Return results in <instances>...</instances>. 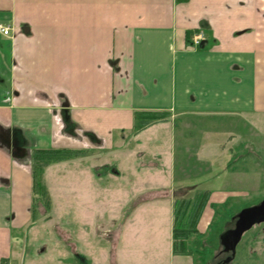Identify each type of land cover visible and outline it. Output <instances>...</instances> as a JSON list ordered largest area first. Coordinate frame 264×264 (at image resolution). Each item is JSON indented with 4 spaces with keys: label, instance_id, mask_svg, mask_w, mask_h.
Masks as SVG:
<instances>
[{
    "label": "crops",
    "instance_id": "0c3cea01",
    "mask_svg": "<svg viewBox=\"0 0 264 264\" xmlns=\"http://www.w3.org/2000/svg\"><path fill=\"white\" fill-rule=\"evenodd\" d=\"M0 23L12 28L0 33V264H44L65 242L72 256L53 264H96L70 249V233L63 241L56 206L78 202L102 229L113 195L106 181L123 172L135 186L128 216L166 210L174 255L175 198L209 193L192 254L179 255L195 264L218 211L239 194L230 181L247 179L254 138L264 136V0H0ZM200 34L205 41L191 46ZM142 112L166 116L137 130ZM37 149L85 153L45 168L49 211L35 201ZM125 149L127 168L104 161ZM214 172V190L190 182ZM40 223L56 230L44 242L32 238Z\"/></svg>",
    "mask_w": 264,
    "mask_h": 264
},
{
    "label": "rangeland",
    "instance_id": "374dc122",
    "mask_svg": "<svg viewBox=\"0 0 264 264\" xmlns=\"http://www.w3.org/2000/svg\"><path fill=\"white\" fill-rule=\"evenodd\" d=\"M223 123L224 122L219 126L224 125ZM136 132L137 130L128 134V140L130 142L132 140L134 141L132 135H134V133L136 134ZM254 144L256 153L253 155L254 163L252 164V168H248V177L247 179L237 177L230 181L231 185L227 187V189L234 190L239 194L230 202V206L227 205V207H223L218 211V217L214 220L210 228V233L207 235L205 245L201 243L202 248H204L203 254H198L197 252L193 253L195 254L194 257H196L195 264H198V261L200 264H209L210 259H213L211 264H224L232 253H225L224 246L221 242V237L224 234L223 231H225L226 228L228 230H233L235 228L238 215L243 210L258 206L264 201V149L259 151L258 148V145L264 147V136H261V134L255 136ZM104 161L111 165H119L123 169L127 168L128 163L133 161V159L129 149H125L108 157ZM102 162L103 161H100L99 163ZM66 173L67 172H63V174ZM217 176L218 173L216 172L212 174L201 173L197 177H194L193 174L190 182L195 185H204L205 187H203V189L214 190L218 187L216 181ZM112 179L115 183L106 181L109 186H111L110 190L113 195L110 196L108 203L105 204L102 210L105 214V218L100 221V224H102V229L100 230H97L98 220L94 219L93 224L90 220H85L86 206L78 202L76 204H57L54 219L56 223L59 224L58 227L66 231L63 230V241H67L68 239V235L65 233H70L73 237V241H75H72L73 243L70 244V249L73 250L77 245L78 250L86 255L88 254V256L91 255L93 262L96 264H179L178 262H180L183 257L176 254L174 255L172 252L169 214L165 212L166 210L156 217L149 216V214L145 217H138L134 214L128 216L126 209L133 206L134 198L136 197L132 195V191H134L135 188V186L133 187L134 180L125 172H123L121 178ZM113 187L118 189V195L115 193L116 191ZM199 193L193 192L187 197L193 198ZM91 209L94 208L90 207L89 210ZM75 211L79 213L84 212L82 215L84 220H82V218L76 220L73 215ZM37 217L40 216L36 215V218ZM127 217H130V220H126ZM78 222L79 224L81 223L79 226L77 224ZM121 223L123 224V233L121 234L119 242L114 244L111 242L112 232ZM92 226L94 227L93 231ZM108 229H110V231H107ZM55 231L52 225L40 223L33 230L35 234L32 235V238H37L44 242L43 239L52 237ZM195 240L196 239L191 242L192 249H198L200 245V242ZM260 243L262 247L258 249ZM65 244L66 242L62 247L56 246L52 248L49 255L41 259V262L44 264H53L55 258L56 261H58L59 259L61 260V258L64 259V256L71 257L72 255ZM212 247H218L217 252L215 251V257L213 258ZM200 255H202V259L199 258ZM188 262L192 264V259H188ZM234 264H264V223L256 224L244 233L236 248Z\"/></svg>",
    "mask_w": 264,
    "mask_h": 264
},
{
    "label": "trees",
    "instance_id": "16d2710c",
    "mask_svg": "<svg viewBox=\"0 0 264 264\" xmlns=\"http://www.w3.org/2000/svg\"><path fill=\"white\" fill-rule=\"evenodd\" d=\"M189 44H191L189 39ZM166 116L165 114L137 113L136 128L140 130L153 121ZM85 154L81 151L68 149H37L33 152V178L35 201L43 205L46 211L50 210L47 192L42 184V175L47 166L52 163L68 161ZM209 193L202 192L195 197H177L174 203V228H173V251L176 255H191L188 248V240L198 234V223L209 201Z\"/></svg>",
    "mask_w": 264,
    "mask_h": 264
},
{
    "label": "water",
    "instance_id": "95a60500",
    "mask_svg": "<svg viewBox=\"0 0 264 264\" xmlns=\"http://www.w3.org/2000/svg\"><path fill=\"white\" fill-rule=\"evenodd\" d=\"M261 223H264V201L258 206L243 210L238 215L236 228L222 235L221 242L225 247V252H231L234 256L244 233Z\"/></svg>",
    "mask_w": 264,
    "mask_h": 264
},
{
    "label": "built area",
    "instance_id": "2783aa9c",
    "mask_svg": "<svg viewBox=\"0 0 264 264\" xmlns=\"http://www.w3.org/2000/svg\"><path fill=\"white\" fill-rule=\"evenodd\" d=\"M11 31H12V28L10 26H6V25L0 23V33L2 35L10 36L11 35ZM203 40H204L203 35H198V36H195L192 39V42H193L194 46H199Z\"/></svg>",
    "mask_w": 264,
    "mask_h": 264
},
{
    "label": "flooded vegetation",
    "instance_id": "af4514ba",
    "mask_svg": "<svg viewBox=\"0 0 264 264\" xmlns=\"http://www.w3.org/2000/svg\"><path fill=\"white\" fill-rule=\"evenodd\" d=\"M200 35H203V34H200ZM197 36H198V35H197ZM194 37H195V36H192V37H191V36H189V39H190V42H191V44H190V45H191V46H193V47H199V46H201V45H202V42H203V41H205V36L203 35V37H204V40L201 42V44H200L199 46H194V45H193V42H192V39H193ZM236 223H237V221H236ZM235 228H236V225H235ZM235 228H234V229H235ZM224 250H225V247H224ZM230 253H231V252H230Z\"/></svg>",
    "mask_w": 264,
    "mask_h": 264
}]
</instances>
